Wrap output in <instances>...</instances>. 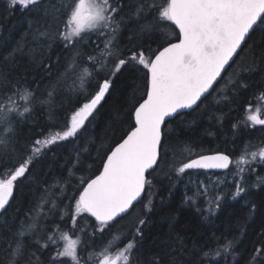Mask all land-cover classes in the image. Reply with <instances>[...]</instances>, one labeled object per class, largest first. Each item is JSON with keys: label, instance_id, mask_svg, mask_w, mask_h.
I'll use <instances>...</instances> for the list:
<instances>
[{"label": "trees", "instance_id": "1", "mask_svg": "<svg viewBox=\"0 0 264 264\" xmlns=\"http://www.w3.org/2000/svg\"><path fill=\"white\" fill-rule=\"evenodd\" d=\"M106 2L104 26L74 32L75 0H0V178L12 177L0 264H64L56 250L64 231L78 233L76 264H94L112 237L130 242L128 264H264V167L248 164L241 193L215 205L196 190L217 173L178 171L191 157L220 151L234 160L264 142L247 110H264V14L213 89L165 122L142 200L105 223L77 207L133 127L149 61L177 38L163 12L168 0ZM104 81L101 100L69 130L71 113Z\"/></svg>", "mask_w": 264, "mask_h": 264}, {"label": "water", "instance_id": "2", "mask_svg": "<svg viewBox=\"0 0 264 264\" xmlns=\"http://www.w3.org/2000/svg\"><path fill=\"white\" fill-rule=\"evenodd\" d=\"M263 14L264 0H168L177 38L149 61L147 90L134 109L133 127L79 193L84 211L108 222L132 209L144 194L147 173L158 163L165 122L193 109L213 89ZM108 84L102 83L86 117ZM230 164L229 155L216 151L191 157L183 168L223 172ZM11 198V184H1L0 209Z\"/></svg>", "mask_w": 264, "mask_h": 264}, {"label": "rangeland", "instance_id": "3", "mask_svg": "<svg viewBox=\"0 0 264 264\" xmlns=\"http://www.w3.org/2000/svg\"><path fill=\"white\" fill-rule=\"evenodd\" d=\"M106 5V0H75L70 17L71 24L74 28L73 31L82 32L92 30L98 25L104 26L110 17L105 13L107 12ZM163 12L164 15L168 17V4L163 8ZM97 93L89 101L85 102L82 106L71 113L68 126L69 130L81 125L86 119L85 117L88 113L89 105ZM254 109L255 107L247 109L250 115L248 125L251 128L256 125H264V110L263 112H258ZM253 161L264 167V142L258 145L254 143L245 148L241 155L232 160L231 166L227 170L219 172L216 175H210L208 173L210 178L209 182L203 183L198 181L200 183V191L196 190V192H199V195L204 196L209 203H213L214 205L224 195H239L243 188L240 182L242 171ZM183 163L184 162L180 163L179 170L177 168L179 172L183 171ZM20 169L21 168H18L15 171V174H17ZM195 175V173L190 174L187 178H191V180L195 182ZM11 179L12 177L10 176L0 178V185L10 183L12 186ZM77 207L80 208L78 200ZM73 232L74 233L71 234L68 231H64L59 235V237H57V255L62 258L64 264H76L78 261L77 246L79 236L78 233L75 231ZM121 238L122 237H112V239L108 242V245L102 246L99 251H97V255H99V257L96 262L94 260V264H128L127 259L129 255L130 242L126 239H123L124 241L121 242ZM114 245L115 247H113Z\"/></svg>", "mask_w": 264, "mask_h": 264}, {"label": "flooded vegetation", "instance_id": "4", "mask_svg": "<svg viewBox=\"0 0 264 264\" xmlns=\"http://www.w3.org/2000/svg\"><path fill=\"white\" fill-rule=\"evenodd\" d=\"M179 114V113H178ZM255 128H260V130H259V133H264V125L263 124H261V125H256L255 126ZM252 144V143H251ZM250 144H248L247 146H249ZM214 173H217V172H214ZM219 173V172H218ZM216 175V174H215ZM143 197V196H142ZM142 197H141V199L138 201V202H140L141 200H142Z\"/></svg>", "mask_w": 264, "mask_h": 264}]
</instances>
